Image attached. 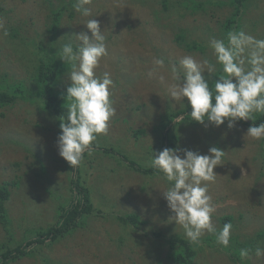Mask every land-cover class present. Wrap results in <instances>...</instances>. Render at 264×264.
Listing matches in <instances>:
<instances>
[{"label": "rangeland", "instance_id": "rangeland-1", "mask_svg": "<svg viewBox=\"0 0 264 264\" xmlns=\"http://www.w3.org/2000/svg\"><path fill=\"white\" fill-rule=\"evenodd\" d=\"M0 1L5 12L0 21L8 31L13 22H23V34L38 40L48 39L50 12L45 0ZM138 1L92 0L88 5L109 45V54L101 61L97 75L111 74L115 81L112 100L117 110L108 134L96 141L117 155L100 149L86 153L74 177L88 188L93 207L99 213L89 215L84 226L61 242L41 246L36 259L24 258L13 264H43L41 261L45 258L56 264H156L158 261L173 264L168 258L166 239L185 235L169 219L174 214L161 193L169 184L162 174L149 175L136 169L151 167L153 151H160L162 117L188 104L186 99L172 101L168 94L169 87L175 83L171 65L178 64L185 55L193 56L198 62L207 59L214 65L216 60L210 47L211 55L207 57L177 47L170 26H161L153 16L152 8L160 9L156 0ZM210 9L212 12L191 14L185 10L176 15L193 37L206 44L213 38L223 39L218 22L231 11L227 5ZM242 17L244 31L264 39V0H252ZM87 19L78 14L69 21L64 16L61 31L68 39L81 31L87 32L82 25ZM6 39L7 36L0 37V82L5 79L13 83L26 78L28 68L22 64V50L12 48ZM72 42L76 43L74 37ZM157 58L165 60V67L157 69L149 78L147 73L156 68ZM68 86L65 75L61 89L66 91ZM55 124L35 104L25 101L0 109V186L5 185L9 192L5 208L11 222L10 229L0 224V243L8 242L6 230L13 238L9 244L14 246L26 236L25 231L28 235L32 228L53 225L59 207L70 199L72 167L58 154ZM247 129L239 123L228 129L227 122L219 128L189 122L173 130L178 139L174 148L207 154L215 146L226 152L225 164L214 169L216 180L209 185L216 207L212 219L219 230L224 225L219 218L231 216L232 232L241 240L264 230L261 140L245 136ZM128 214H137L146 224L140 229L121 224L118 216ZM209 236L215 235L206 233L201 239ZM204 247L197 254L195 264H239L225 253ZM245 260L248 264H264V258H257L255 254Z\"/></svg>", "mask_w": 264, "mask_h": 264}, {"label": "clouds", "instance_id": "clouds-1", "mask_svg": "<svg viewBox=\"0 0 264 264\" xmlns=\"http://www.w3.org/2000/svg\"><path fill=\"white\" fill-rule=\"evenodd\" d=\"M91 3L92 0H74V11L89 18L82 24L88 31L73 35L59 50V58L70 64L71 70L66 74L69 84L66 95L61 96L67 102V116L59 119L56 147L59 156L74 169L86 152L94 150L98 138L108 134L117 111L112 100L115 81L109 72L97 75L101 61L109 54V45L100 22L88 7ZM8 35V29L0 21V37ZM208 46L224 75L215 76L216 65L207 59L198 62L193 56L185 55L178 64L171 65L175 83L168 89L170 98L172 101L186 99L191 120L205 128L209 125L219 128L227 122V128L232 129L238 122L253 121L254 114L264 113V39L243 30L231 31L227 34V43L213 38ZM154 64L156 68L147 73L149 78L157 69L165 67V60L157 58ZM245 136L264 139V122L252 123ZM225 154L215 146L207 154L168 147L153 151L151 166L169 184L161 192L167 208L174 214L169 219L183 229L193 245H199L207 233L214 234L222 247L229 246L233 225L225 223L221 229L216 228L212 219L216 207L209 194V185L217 176L214 169L225 164ZM250 251L241 249V257L247 258ZM255 256L264 258V248L257 247Z\"/></svg>", "mask_w": 264, "mask_h": 264}, {"label": "trees", "instance_id": "trees-1", "mask_svg": "<svg viewBox=\"0 0 264 264\" xmlns=\"http://www.w3.org/2000/svg\"><path fill=\"white\" fill-rule=\"evenodd\" d=\"M49 6L48 27L46 33L48 39L44 41L42 37L38 40L35 36L23 34V22L15 23L10 26L9 35L6 42L9 43L15 50H22L21 59L24 67H27V77L22 80H15L13 83L5 79L0 82V109L12 106L17 101H25L30 105L35 104L37 108L46 114L49 121H55L58 134L60 132L59 119L67 116V102L61 98L66 95V91L61 89L63 77L71 70L70 64H65L59 58V50L61 46L68 43L69 39L66 33H63L60 28L61 21L66 16L69 21H73L78 13L73 9L74 0H45ZM140 2L138 0H134ZM252 0H156V5L160 9L152 8L153 16L161 26L169 25L174 36V43L177 47L185 52L200 53L203 57L211 55V50H208V45L205 41L193 37L189 30L181 25L176 15L188 10L192 13H206L211 11V7L230 6V13L225 16L224 20L218 22L219 32L223 34V39L227 43V34L231 31L243 30V17L248 9L249 3ZM144 2V1H143ZM146 3L147 0H145ZM144 4L147 6V4ZM0 1V17L5 15L4 8ZM179 10V11H178ZM8 23V22H7ZM7 25V24H6ZM62 36L58 41L57 37ZM217 70L215 76L224 75L222 66L216 64ZM215 79V77L213 78ZM10 82V83H9ZM214 88V84L211 85ZM190 106L183 105L179 110H173L166 113L161 119V136H159V149L165 147L174 148L177 136L173 133L175 128H178L185 123L195 121L191 120L189 113ZM264 122V113L254 114V120L241 121L239 124L247 128L253 124ZM259 147L262 149L261 158L264 161V139L261 140ZM94 150H103L105 153L114 154L115 151L111 148L100 147L96 142L93 145ZM87 153V152H86ZM86 153L84 155H86ZM107 155V154H106ZM80 166V165H79ZM79 166L71 170V188L70 199L66 205H62L58 209V217L53 225L47 228L31 229L25 231L26 236H22L19 241L15 242L14 246L9 243L13 240L9 230H6L8 235L7 243H0V264H13L24 258H37L40 247L43 245H55L64 238L73 235L79 228L84 226L86 219L91 214H97L99 211L93 207L92 200L89 196L88 188L82 186L76 176ZM136 171L144 174H159L152 166L143 170ZM75 177V179H74ZM9 192L5 185L0 186V224L4 228L10 229L11 222L7 218L5 202L9 197ZM119 222L123 225H130L134 229H140L143 221L136 214H128L118 216ZM220 222L233 224L231 216L219 218ZM168 246V258L173 264H195L196 256L199 252L205 249L204 245L209 246L214 251L225 253L228 258L239 264H248L247 258H242L240 255L241 249H250L249 255L255 254L257 247L264 248V230L257 231L253 236L241 240L238 235L231 233V239L227 248L222 247L216 242L215 236L201 239L199 245L191 244L183 235H174L166 239ZM38 251V252H37ZM43 264H56L45 258L41 261ZM156 264H161L158 261Z\"/></svg>", "mask_w": 264, "mask_h": 264}]
</instances>
